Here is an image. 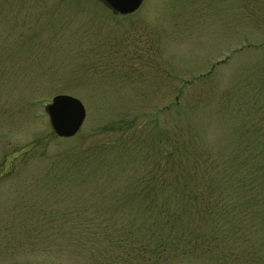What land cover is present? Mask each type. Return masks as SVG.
<instances>
[{"label": "rangeland", "instance_id": "374dc122", "mask_svg": "<svg viewBox=\"0 0 264 264\" xmlns=\"http://www.w3.org/2000/svg\"><path fill=\"white\" fill-rule=\"evenodd\" d=\"M0 264H264V0H0Z\"/></svg>", "mask_w": 264, "mask_h": 264}, {"label": "water", "instance_id": "95a60500", "mask_svg": "<svg viewBox=\"0 0 264 264\" xmlns=\"http://www.w3.org/2000/svg\"><path fill=\"white\" fill-rule=\"evenodd\" d=\"M115 13L128 15L136 12L144 0H101ZM51 125L57 136L70 138L78 133L86 118L83 103L70 95H57L47 107Z\"/></svg>", "mask_w": 264, "mask_h": 264}, {"label": "flooded vegetation", "instance_id": "af4514ba", "mask_svg": "<svg viewBox=\"0 0 264 264\" xmlns=\"http://www.w3.org/2000/svg\"><path fill=\"white\" fill-rule=\"evenodd\" d=\"M100 2H102L101 0H99ZM103 3V2H102ZM104 4V3H103ZM105 5V4H104ZM106 6V5H105ZM111 10V9H110ZM112 11V10H111ZM114 12V11H113ZM115 13V12H114ZM116 14H118V13H116ZM125 16V15H124Z\"/></svg>", "mask_w": 264, "mask_h": 264}]
</instances>
